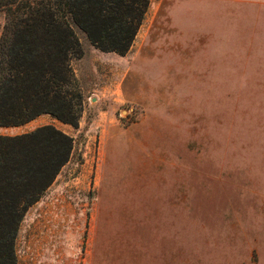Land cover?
Here are the masks:
<instances>
[{"label": "rangeland", "instance_id": "rangeland-1", "mask_svg": "<svg viewBox=\"0 0 264 264\" xmlns=\"http://www.w3.org/2000/svg\"><path fill=\"white\" fill-rule=\"evenodd\" d=\"M79 36V127L0 126L75 139L19 264H264V0H150L125 55Z\"/></svg>", "mask_w": 264, "mask_h": 264}, {"label": "trees", "instance_id": "trees-1", "mask_svg": "<svg viewBox=\"0 0 264 264\" xmlns=\"http://www.w3.org/2000/svg\"><path fill=\"white\" fill-rule=\"evenodd\" d=\"M150 0H0V126L42 115L79 127L85 110L73 60L84 33L102 52L127 54ZM75 153V139L54 124L0 134V264H19L16 241L31 206Z\"/></svg>", "mask_w": 264, "mask_h": 264}, {"label": "crops", "instance_id": "crops-1", "mask_svg": "<svg viewBox=\"0 0 264 264\" xmlns=\"http://www.w3.org/2000/svg\"><path fill=\"white\" fill-rule=\"evenodd\" d=\"M133 44H134V43H133ZM131 49H132V48H131ZM131 49H130V50H131Z\"/></svg>", "mask_w": 264, "mask_h": 264}]
</instances>
